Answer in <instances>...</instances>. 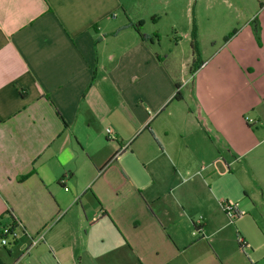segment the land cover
Segmentation results:
<instances>
[{"label":"crops","instance_id":"obj_1","mask_svg":"<svg viewBox=\"0 0 264 264\" xmlns=\"http://www.w3.org/2000/svg\"><path fill=\"white\" fill-rule=\"evenodd\" d=\"M214 8L0 0V264H264V14Z\"/></svg>","mask_w":264,"mask_h":264},{"label":"built area","instance_id":"obj_2","mask_svg":"<svg viewBox=\"0 0 264 264\" xmlns=\"http://www.w3.org/2000/svg\"><path fill=\"white\" fill-rule=\"evenodd\" d=\"M107 132L109 134L113 133L112 128H108ZM66 181V178H62L61 182L64 183ZM68 188L66 187V190ZM222 207L227 214V216L230 218L231 221H234L237 219L239 216L243 215L244 212H242L239 207L237 202H233L231 200H223L222 201ZM21 224L19 222H12L8 224H4L1 227L0 230V244L2 246H12L15 245L21 235L19 227ZM44 237L43 234L37 236V237H32L31 238V243L30 245L24 250V253H28L30 249H32L34 246H36L39 241Z\"/></svg>","mask_w":264,"mask_h":264},{"label":"rangeland","instance_id":"obj_3","mask_svg":"<svg viewBox=\"0 0 264 264\" xmlns=\"http://www.w3.org/2000/svg\"><path fill=\"white\" fill-rule=\"evenodd\" d=\"M215 1V8H214V12H219L225 16H229V14H231V12L233 13L234 16V28H240L242 23H243V19H241V17L239 18L238 16H235L236 14V3L238 0H214ZM235 2V4H234ZM248 3V9H252L253 7H258L259 4H261V8H260V13L264 14V0H247ZM247 11V10H246ZM232 29V30H233ZM232 32V31H231ZM185 57V56H182ZM187 78H189V83L182 89V92L186 93L189 92L190 89L193 87V85H197V79L192 80L193 79V74H191L190 72L187 74ZM185 81V79H183ZM196 89V87L194 88ZM223 200H227V199H222L221 200V204Z\"/></svg>","mask_w":264,"mask_h":264},{"label":"trees","instance_id":"obj_4","mask_svg":"<svg viewBox=\"0 0 264 264\" xmlns=\"http://www.w3.org/2000/svg\"><path fill=\"white\" fill-rule=\"evenodd\" d=\"M137 31L139 33V35L141 36L142 39L144 40H149L152 39L151 37L147 36L146 34H144L143 32H141V30L139 29V27L136 25ZM237 29L235 28L231 34L225 36L224 40L227 41L231 35H233L234 33H236ZM191 36H192V45H193V52L195 54V64L192 66V71H195L196 69H198V67H200V65L202 64L201 62V50H200V43H199V36H198V28H197V24L194 20L193 22V29L191 32ZM181 84L176 82V92L172 97V100H181L184 97L183 92L180 89Z\"/></svg>","mask_w":264,"mask_h":264}]
</instances>
